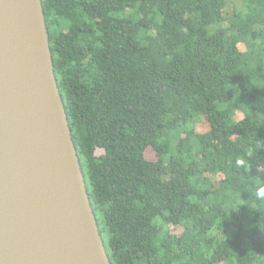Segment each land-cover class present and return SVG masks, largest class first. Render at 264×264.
<instances>
[{
    "label": "trees",
    "instance_id": "obj_1",
    "mask_svg": "<svg viewBox=\"0 0 264 264\" xmlns=\"http://www.w3.org/2000/svg\"><path fill=\"white\" fill-rule=\"evenodd\" d=\"M42 2L112 264H264V0Z\"/></svg>",
    "mask_w": 264,
    "mask_h": 264
},
{
    "label": "water",
    "instance_id": "obj_2",
    "mask_svg": "<svg viewBox=\"0 0 264 264\" xmlns=\"http://www.w3.org/2000/svg\"><path fill=\"white\" fill-rule=\"evenodd\" d=\"M0 264H112L42 0H0Z\"/></svg>",
    "mask_w": 264,
    "mask_h": 264
},
{
    "label": "clouds",
    "instance_id": "obj_3",
    "mask_svg": "<svg viewBox=\"0 0 264 264\" xmlns=\"http://www.w3.org/2000/svg\"><path fill=\"white\" fill-rule=\"evenodd\" d=\"M256 195L258 198L264 199V186H259L257 188Z\"/></svg>",
    "mask_w": 264,
    "mask_h": 264
},
{
    "label": "rangeland",
    "instance_id": "obj_4",
    "mask_svg": "<svg viewBox=\"0 0 264 264\" xmlns=\"http://www.w3.org/2000/svg\"><path fill=\"white\" fill-rule=\"evenodd\" d=\"M228 9L231 11V9H232V8H231V6H230V7H228Z\"/></svg>",
    "mask_w": 264,
    "mask_h": 264
}]
</instances>
